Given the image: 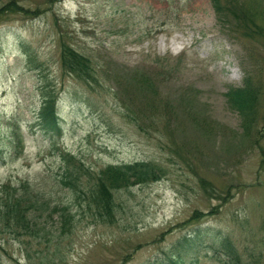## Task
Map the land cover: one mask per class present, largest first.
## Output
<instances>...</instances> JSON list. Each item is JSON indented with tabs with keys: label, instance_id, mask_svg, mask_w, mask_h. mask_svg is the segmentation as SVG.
<instances>
[{
	"label": "rangeland",
	"instance_id": "1",
	"mask_svg": "<svg viewBox=\"0 0 264 264\" xmlns=\"http://www.w3.org/2000/svg\"><path fill=\"white\" fill-rule=\"evenodd\" d=\"M11 1L29 12L0 15V264H229L225 239L236 264H264V0H221L223 13L211 0ZM61 41L97 82L62 70ZM25 51L57 92V135L36 124ZM247 81L250 108L230 95ZM137 160L164 174L112 189L106 220L96 178ZM16 198L30 226L6 215Z\"/></svg>",
	"mask_w": 264,
	"mask_h": 264
},
{
	"label": "trees",
	"instance_id": "2",
	"mask_svg": "<svg viewBox=\"0 0 264 264\" xmlns=\"http://www.w3.org/2000/svg\"><path fill=\"white\" fill-rule=\"evenodd\" d=\"M229 1L231 2V0ZM211 2L217 12L223 13L224 4L221 2V0H211ZM229 5H232V7L227 6L225 9L229 11L230 14H233L232 17H238V15L235 14V12L238 11H235L236 5L234 3H230ZM241 5L242 4H240V6ZM246 8L247 7L244 6L241 7V10L239 9L242 11V15L241 18L238 19H242V21L245 23V26L247 27V22L253 20L250 16H253L254 13L251 10L248 11ZM11 10H21L26 13L29 12L27 9L10 0L5 5L0 7V15ZM259 29L261 30L262 27H259ZM24 57L28 69L36 72L35 75L41 84H39V89L41 91V105L37 114L36 124L41 131L52 135H57L61 130L60 119L55 106L57 92H55V89L52 88L53 86L50 87V85L47 83V78L44 72L45 67L43 66V63L35 59L33 55L27 51L24 52ZM59 60L62 70L67 74L76 77L88 85L97 82V70L95 69L91 59L88 56L78 52L70 44L64 41L60 42ZM144 79L147 83L150 82L146 78ZM246 83L247 84H245L244 87L231 88L230 95L233 97V99H235V102H239L243 106L250 108L254 107V102L257 100V95L253 86L248 83V81ZM249 119L250 118H247V120ZM15 135L17 141L20 142V133L16 132ZM79 165L82 166V163L79 162ZM162 173L163 169L158 164L145 160L106 165L101 169L98 177L96 178L93 195V199L97 205L98 212L101 217L107 220L113 216L114 196L112 189L128 187L134 184L153 182L159 180L162 177ZM62 183L71 187L76 186L73 181H71L70 177L63 179ZM6 188L3 190L7 191ZM24 204L25 202L21 198H16L13 201H9L5 211L6 215L13 213L14 217L17 218V221H20V223L23 225H29L30 221L26 220V212L28 209H24ZM229 243V240L225 239L222 246H220L219 251L222 252V254L225 253L226 256L229 257V264H232L233 261L236 264L237 255L235 251L231 245L228 246V249L226 248V245H229ZM165 264H184V262L170 258Z\"/></svg>",
	"mask_w": 264,
	"mask_h": 264
}]
</instances>
